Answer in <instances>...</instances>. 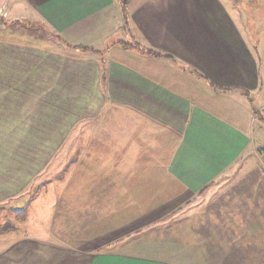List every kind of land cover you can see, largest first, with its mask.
I'll return each instance as SVG.
<instances>
[{
  "label": "crops",
  "instance_id": "crops-1",
  "mask_svg": "<svg viewBox=\"0 0 264 264\" xmlns=\"http://www.w3.org/2000/svg\"><path fill=\"white\" fill-rule=\"evenodd\" d=\"M126 2L128 21L117 0H0V23L12 27L6 36L0 29V202L36 188L22 225L41 196L54 208L68 171L53 163L83 122L88 160L68 169L90 174L69 179L67 195L83 198L81 182L123 187L84 215L69 214L61 198L65 226L44 231L53 218L40 212L49 237L0 243V264H130L129 242L100 255L80 245L105 232L129 235L159 216L130 198L189 200V264H264V119L254 107L264 105V39L243 20L245 1ZM30 15L48 41L13 28ZM146 163L149 177L140 175ZM161 185L168 189L156 191ZM73 219L78 245L67 238Z\"/></svg>",
  "mask_w": 264,
  "mask_h": 264
},
{
  "label": "rangeland",
  "instance_id": "rangeland-1",
  "mask_svg": "<svg viewBox=\"0 0 264 264\" xmlns=\"http://www.w3.org/2000/svg\"><path fill=\"white\" fill-rule=\"evenodd\" d=\"M243 1H245V3L241 6L243 20H245V22L247 21V23H250L251 33L255 36V39L257 36H262V39H264V0ZM249 1L253 2L254 4H249ZM3 10L4 9H0V13ZM250 10H252V16L248 18L247 13L250 12ZM2 18H7V16ZM13 23H15V21H11V23L9 24ZM39 24L40 23L31 15L29 17L21 16L20 19L16 20V23L15 25H13V28H15L18 33L24 34L25 36H27L28 34L36 35L32 36L35 37L34 40H36V37L39 36L43 37V40L48 41L44 38L45 36L47 37V32L44 33L42 31H38L39 28L36 25H38L39 27L42 26L41 24V26ZM9 27L12 30V27L9 26L8 23H0V29L2 30L1 34L3 36H6L7 34L11 33ZM49 39H56V37L50 36ZM50 41L54 42L53 40ZM254 107L257 110H260V113L262 114V117L264 119V105L262 106V104L256 103ZM257 110H254L253 107H251V115H253L254 111ZM258 119H261V117ZM78 131H80L78 134L71 133V136L67 139L65 145L61 149L60 154L53 163V167L55 168H67L68 173H66V177L64 179L65 181L57 182V186H55L60 189V195H58L59 192L56 193L57 198H50V202H54V204L60 205L62 203L61 198H63L69 204L70 210H73V213L69 214H78L79 211H82L84 212V215L86 212H90L94 209H97V207L99 208L101 206V200L106 199V193H113V196H115L114 199H116V196H120V191H123V187L97 186L95 188L94 186H90L88 183L87 185H84L81 182V196H83V198H78V201H75L77 199L74 198L72 193L67 195L70 189L69 186H72V182L69 184V179H74L75 177L78 178L81 175L79 179L81 180L83 178V175L88 176L90 174L89 171H84L82 173L80 168L79 171L70 168L68 169V166L73 165V160H85V162H87L88 160V151L86 152V150L82 147L88 146L89 144L90 123L83 122L80 125ZM259 136L264 138V134H259L258 137ZM260 145L264 146V142H260ZM81 150L82 153H80ZM132 158L137 159V157L134 156L131 157V159ZM146 158L148 159V157ZM117 159L120 160V156H118ZM141 159H144V157H141ZM148 166L149 163H146L145 169L140 172V175L144 174L146 175V177H149L150 170H147ZM61 172H64V170ZM61 172L59 174H61ZM158 172L153 173L156 174ZM130 173L131 176L135 175V171H131ZM84 179H86L85 182H87V179H89V177ZM149 181H151V179H147L146 183ZM133 182L134 180L131 179L129 182L130 188ZM157 188L156 191H163L168 189L163 185ZM74 189L75 187L73 184V190ZM30 190V196L26 197L25 195H20V193L23 194L26 191ZM34 190H36L35 187H27L25 189L22 188V190H20L18 193L19 196L17 197L18 200H16V202L10 201L6 198H2L0 202V231L2 228L4 229L5 226L11 229L15 228V230L16 228H21H19V232L17 231L15 235H11L8 237H4V234L2 235L0 232L1 245L15 243L27 238H33L34 236H36V233H39V236L49 237L46 232L50 230V226L54 224L57 225L59 228L65 226L66 220L60 219L62 218V212L57 211L56 205L53 208V206L48 201V195L41 196V200L40 202H38V205L31 206L30 211L28 210L29 221L25 225H22V221H24L22 217L26 219L25 216L27 215V212L25 213V208L27 206L26 202L33 197ZM86 190L87 194H85ZM132 193L135 192L131 191V194ZM14 195L17 194L15 193L12 196ZM66 195L68 198L65 197ZM93 198H97V201H95ZM131 199H145L147 215L151 216L157 214L158 212L159 216L155 215L157 217L156 219L153 217H151L150 219H146L145 227H141L140 230L135 229V231L133 232L132 229L134 228L132 226L130 228L131 233L126 236H114L115 234L110 235L106 234L107 232H105L99 235L97 243L95 241H83L80 243V245L88 249L84 252H88L92 255L107 254L115 251V249L121 248L122 244L129 242L130 245L129 249L127 250V258H129L130 264H189V213H186V211H184L185 207L189 205V200L185 198L182 200L181 204L178 205L177 202H175L174 198H130V200ZM181 199L182 198H180V201ZM156 200H159V202H156ZM116 205L117 203L114 204L115 207ZM48 210H50L49 215H51L53 219H51V217L49 216H47V219H44V227L46 228L44 230L46 231L45 234L41 228L42 220L39 218V214L40 212H47ZM179 220H182V222L179 223V225H176ZM76 221V219H73L71 220V222L68 223V225H72L69 229V235H67V238L73 241V238L77 237V241H73V244L78 245L79 235H77L75 232L73 233V227H75ZM15 230H11V233H13Z\"/></svg>",
  "mask_w": 264,
  "mask_h": 264
},
{
  "label": "trees",
  "instance_id": "trees-1",
  "mask_svg": "<svg viewBox=\"0 0 264 264\" xmlns=\"http://www.w3.org/2000/svg\"><path fill=\"white\" fill-rule=\"evenodd\" d=\"M117 1H119L121 4H122V8H123V16H124V19H125V21H128V14H127V0H117ZM127 49H129V46H125ZM141 46L138 44V45H136L135 46V48H137V49H139ZM147 52L149 53V54H151V55H153V56H155V57H163V58H166V59H168V60H172L173 62L175 61L172 57H170V56H163V55H160V54H158V53H156V52H154V51H152V50H147ZM194 74H196V75H198V76H200L197 72H194ZM201 78H203V79H205L204 77H202V76H200ZM221 90H223V89H221ZM243 93H244V95L246 96V97H250V95H249V93L248 92H245V91H243ZM11 230H15V228H7L6 226H5V228L3 229H1V234L3 235H7V234H10L11 233Z\"/></svg>",
  "mask_w": 264,
  "mask_h": 264
},
{
  "label": "built area",
  "instance_id": "built-area-1",
  "mask_svg": "<svg viewBox=\"0 0 264 264\" xmlns=\"http://www.w3.org/2000/svg\"><path fill=\"white\" fill-rule=\"evenodd\" d=\"M7 15L6 14H3V12L1 11L0 13V17H6Z\"/></svg>",
  "mask_w": 264,
  "mask_h": 264
}]
</instances>
